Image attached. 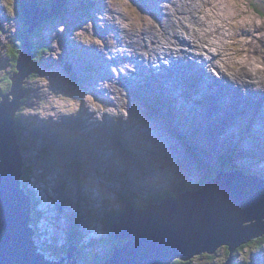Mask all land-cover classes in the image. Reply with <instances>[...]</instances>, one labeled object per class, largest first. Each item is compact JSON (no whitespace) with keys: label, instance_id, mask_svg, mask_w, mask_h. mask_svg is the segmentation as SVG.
Masks as SVG:
<instances>
[{"label":"rangeland","instance_id":"374dc122","mask_svg":"<svg viewBox=\"0 0 264 264\" xmlns=\"http://www.w3.org/2000/svg\"><path fill=\"white\" fill-rule=\"evenodd\" d=\"M22 1L0 0V96L12 90H8L4 79L15 69V63L9 59L10 53H15L17 57L23 50V43L18 39L23 29L19 12ZM35 1L44 7L51 0ZM130 2L141 14L142 27L139 30L135 25L122 27L120 21L127 22L130 17L112 8L109 0H54V9L48 6L47 12L56 10L60 13L44 23L46 29L39 27L29 38L33 49L37 45L40 50L49 52V43L52 51L50 49L40 66L37 65V72H41L26 79L24 93L28 91L29 95L22 99L25 105L20 112L23 139L28 150L25 156L32 173L30 184L38 186L40 196L44 197L39 209L46 210L47 193L39 188V156L36 150L29 151L32 147L41 149L42 163L50 174L46 180L52 188L57 187L63 202L67 234L76 230L79 237L81 234L86 236L79 244L81 249L92 247V241L96 240L95 244L102 253L113 239L111 218L114 213L111 212L120 211L131 200L129 196L134 201L138 198L146 201L154 198L159 189L175 185L178 188L199 186L201 179L209 174L211 176L219 165V157L231 153L234 154L233 163L223 165L221 161L219 168L222 166L223 171L231 172L233 165V168H242L245 173L264 177V86L252 83L253 76L244 68L241 73L246 81L232 79L236 84L229 85L228 75L222 72L217 76L209 70L216 67L217 54L211 55V59L204 55L208 59L205 63L209 64L206 71L211 72L213 77L217 76L214 80L202 79L206 72L203 67L197 66L194 72H189L188 67H180L174 62H192L180 58L186 53L184 49L190 47L183 44L185 40L182 43L178 38H182L178 36V27L183 26V21L179 26L176 23L180 17L190 15L182 7L186 0ZM238 2L264 18V0ZM29 9L34 10L33 17L43 14L32 6ZM172 9H176L175 13ZM144 17L159 25V32L155 27L145 26ZM261 32H264V27L255 24L234 27V36L227 39L236 42L229 50L238 57H243L245 51L264 56ZM241 38L249 41L243 47ZM165 41H176V46L179 42V51L166 48L161 52ZM252 41L260 48H254ZM79 43L83 44L82 47ZM196 46L199 55L207 50ZM196 49L189 50L195 52ZM171 52L176 55H169ZM176 56L180 57L172 58ZM196 59L204 64L201 57ZM50 61L53 66L48 69L46 64ZM217 71L220 70L217 68ZM179 73L182 76L177 77ZM169 76L177 77L172 78L174 83L169 82ZM216 80L217 86L213 85ZM207 82L209 85L204 87ZM249 86L256 88L251 91L253 96L238 102L240 90L250 89ZM145 99L159 106L163 116L146 111L147 108L155 109L147 107ZM157 99H165L164 104ZM222 105H225L224 109ZM165 113L172 115L169 117ZM191 148L202 156L204 164L198 163ZM120 165L126 169L122 170ZM61 166L77 168L81 175L87 174L92 183L99 181L102 196L89 184H82L84 190L80 191L78 185L77 192L84 198L76 200L74 182L67 180L60 187L62 179L54 167ZM71 176L82 181L79 175L72 173ZM29 193H33L32 189ZM73 207L84 213L78 222L70 216ZM114 240L117 243L121 241ZM203 256H195L190 264H222L227 260L225 248L213 255ZM92 258L89 263H96L92 262ZM179 260L187 264L185 260ZM248 261L264 264V246L255 257L249 251L240 254L237 264Z\"/></svg>","mask_w":264,"mask_h":264},{"label":"water","instance_id":"95a60500","mask_svg":"<svg viewBox=\"0 0 264 264\" xmlns=\"http://www.w3.org/2000/svg\"><path fill=\"white\" fill-rule=\"evenodd\" d=\"M25 3L23 50L17 56V71L10 77L12 90L0 100V264H77L81 249L73 243L65 258L52 260L36 251L32 238L31 202L21 182L24 161L16 115L26 96V79L33 73L30 34L60 11L53 10L54 2L50 5L53 12L35 0ZM29 6L47 13L36 19ZM113 219L114 238L124 243L100 264H172L176 259L213 255L224 247L229 254L223 264H233L237 248L264 235V178L241 169H216L198 188L170 194L147 207L136 208L128 202Z\"/></svg>","mask_w":264,"mask_h":264},{"label":"clouds","instance_id":"9594fccd","mask_svg":"<svg viewBox=\"0 0 264 264\" xmlns=\"http://www.w3.org/2000/svg\"><path fill=\"white\" fill-rule=\"evenodd\" d=\"M23 1H25V0H23ZM52 1L54 2V0H52ZM26 2H28V1H26ZM53 2H51V4ZM109 3L112 6V8H114L118 11H121L130 17V20L127 22L126 21H120L122 27L130 28V27H132V25H135L137 30H139L142 27V25H141V14L132 5L130 0H109ZM45 6H47V5H45ZM182 7H185L186 10L190 13V15L180 17L179 19L176 20V23L178 26L180 25V21L181 20L183 21V26L178 27L180 34L183 35L189 41L193 42L194 44L199 45L201 47V49L206 48L207 52H205L204 55H206L208 59H211L210 54L219 55V59H217L215 61L216 67H210L209 68L210 71H212L217 76L220 75V72H223L224 74L228 75L229 77H231L232 79L235 80L240 76L241 68H244L246 71H248L253 76V80L251 81L252 83H255L258 87L264 86V56L251 55L249 53V51H245V54L243 57L235 56L234 52L230 51L229 49L231 48V45L233 43H235L236 41L227 39L228 37L234 36V27L246 26V25L251 26L252 24H255L257 27H264V18L258 17L254 12L251 11L249 6H247L243 3H239L238 0H186V3L184 5H182ZM172 11H173V13H175L176 9H172ZM21 13H22V10H21ZM243 13H247V15H243ZM193 17H195L196 19L193 20ZM21 19H23V22H22L23 26L27 28V26H25V24H24L23 15H22ZM143 19L145 21V26L155 27V29L159 32V25H156L155 22L151 18L144 17ZM47 21H49V20H47ZM185 27L188 29V31H185ZM217 29H219V31H217ZM33 32L31 34H33ZM31 34H30V36H31ZM259 35L264 37V32L259 33ZM248 42H249L248 40L241 38V41H240L241 47H243V45L247 44ZM252 43L254 45V48H256V49L260 48V45L258 43H256L255 41H252ZM82 45H83L82 43H79V46L82 47ZM166 48H176L177 51L179 50L178 47L175 45L174 41L171 43H168L167 41H165L164 42V48L160 49V51L163 52L164 49H166ZM32 49H33V45H32ZM261 51H262V53H264V49H262ZM41 53L39 54V57L37 58L36 61L33 58L34 61L32 60L31 67L38 65V60H40L42 58L44 52L42 53V55H41ZM34 57H35V54H34ZM9 59L11 60V58H9ZM16 60H17V57H16L15 61H13L15 63V69L13 70V73L11 75H13L17 71ZM63 63H65V61H63ZM46 65H47V68H52L53 62L50 61ZM253 65L255 67H252ZM217 68L220 71H217ZM11 75L8 76L9 78L6 77L10 81H11V79H10ZM30 77H32V76L30 75ZM30 77H28V78H30ZM27 81L28 80H26V82ZM26 82L24 84V88H26V86H25ZM11 85H12V81H11ZM4 94H6V93L1 94L0 100H1L2 95H4ZM28 95H29L28 91H26V96H28ZM158 100H160V99H158ZM22 102L24 103V100ZM162 104H164V102ZM21 111H23V109L20 108V111L17 113V115ZM17 115H16V126H17L16 132H17V140L19 141V140L23 139V133L19 137L18 123H20V122H18ZM168 115L170 117L172 114L168 113ZM20 125H21V130H22V124L20 123ZM23 143H25V142L23 141L22 143H20V146L22 149L23 161H24V167H23V174L21 176V182H22L23 188L25 189V192H26V194H27V196L31 202L30 226L33 229L32 238L34 239V246L36 247V251L45 254L47 259L60 260L61 258H65V256L67 255V252H66L65 254L57 257V255H55V252H54L56 244L65 243L66 242L65 239L68 235L66 232L67 223H66L65 214L63 212V202L58 195L57 187L53 186V188H52V185H50L46 180L47 176L50 174L47 171L46 166L43 165V163H42L43 158L41 156L42 155L41 149L39 148L36 150L38 153V156H39L38 167H39V171L41 173V175L39 177V179L41 180L40 181L41 187H39V188L43 192L47 193L46 200L48 202L46 204V210H40L39 209V207L41 206V204L44 201V197L40 196L38 186L34 187L30 184V176L32 175V173L30 171L29 166L27 165V159L25 156V151H28L27 150V144L25 143L26 149H24L22 146ZM34 149H36V148L32 147L31 149H29V151L30 150L34 151ZM198 150H201V149H198ZM193 153L198 158V163L204 164L205 161L203 160L202 156L201 155L198 156L194 150H193ZM220 157H219V159H220ZM138 161H142V159L138 160ZM221 161L222 160H220L219 165L216 166L212 172L215 173L216 168L220 169L219 167L221 165ZM142 163L143 162H141L139 165H141ZM54 168H56L57 172L60 174L61 179H62L60 187H62V185L67 180L74 182L75 189H76V200H79L80 197L84 198V195L80 194V196H79V194L77 192V186L78 185H79L80 191H83L84 190L83 185L89 184V186L91 187V184H92L94 186V189H97L98 191H100L99 195L102 196L103 191L98 189L97 187H95L96 185H94V182L92 183L91 178L87 174L81 175V173H79V170L77 168L73 169L72 166H64V167L61 166V167H54ZM231 168H233V166H231ZM121 169L125 170L126 168H124V166H121ZM236 169H233V170L231 169L230 171H234ZM239 169H241L243 171L242 168H239ZM221 170H224V169L222 168ZM72 173L75 175H79V177L82 178L81 179L82 181H79L76 177H72L71 176ZM245 174H252V175L258 176L257 174H253V173H245ZM258 177L264 178L261 176H258ZM99 187H101V186H99ZM195 188H198V187H195ZM195 188H188V189H195ZM29 189H32L33 193H29ZM183 190H185V189L180 187L179 193ZM105 192H106V189H105ZM105 192H104V195H105ZM170 194L165 193L164 189H162L159 192V194H157V195H161L163 198L155 195L154 198H149L146 201L130 200L128 202L133 207H136V208L147 207L150 204L159 203L160 201H162L164 198H166ZM32 195H33V197H31ZM87 196L88 195L86 194V201L88 202ZM107 196H108V194H107ZM128 202H126V203H128ZM126 203H125V205H126ZM125 205L122 208H120L121 212L125 208ZM83 215H84V213H82L78 207H73L72 212H70V216L72 217L74 222H78V220H80ZM113 222L114 221L111 222V227H112V235L114 236ZM72 231L74 233L76 230H71V232ZM73 233H72L73 239H76L78 241V239H79L78 234L76 233V237H74ZM122 241L123 240H121L118 243V245L120 244L119 246H121L124 243ZM71 243H73L74 246L79 247L81 249V245H76L74 241L70 242L69 245ZM51 246H54V249L51 252L50 251L44 252L43 248H49ZM85 248L87 250L89 248V246H85ZM220 249H222V248H220ZM226 249L227 248H225V250ZM82 253H84L83 249H81V254L76 257L77 264H84V261L81 257ZM202 255L205 256L208 254H202ZM109 257H107L106 259H103L102 261L93 263V264H100V263L106 261ZM213 257H215V256H213ZM227 257H228V255H227ZM223 263L224 262H222V264ZM85 264H91V263H85Z\"/></svg>","mask_w":264,"mask_h":264},{"label":"trees","instance_id":"16d2710c","mask_svg":"<svg viewBox=\"0 0 264 264\" xmlns=\"http://www.w3.org/2000/svg\"><path fill=\"white\" fill-rule=\"evenodd\" d=\"M51 2H53L52 0L47 4V6H50V4H51ZM39 5L41 6V3H39ZM20 16L22 17V13H21V11H20ZM55 17V16H54ZM53 19V18H52ZM47 22V20L46 21H44L42 24H41V26L40 27H43V28H45L46 29V26H43L44 25V23H46ZM24 31H26V27H24L23 26V29H22V31L20 32V34L18 35V39H20V43H23V34L25 33ZM48 46H49V52H50V49H51V51H52V48H51V46H50V44L48 43ZM46 48V47H45ZM44 52L43 53V56H42V58L40 59V60H38V65L40 66V62H42L44 59V56H45V54H47V53H49L48 51H46L45 49L44 50H40V49H38V46L36 45V48L34 47V54H35V58L36 57H39V54L41 53V52ZM10 58H11V60L12 61H15V59H16V56H15V53L13 54L12 52L10 53ZM34 58V59H35ZM37 59H35V61H36ZM34 61V60H33ZM35 70V69H34ZM36 75V72L35 71H33V73L31 74V76L33 77V76H35ZM9 78V77H8ZM8 78H4L5 79V81L7 82V88L10 90V88H11V81L8 79ZM26 98V97H25ZM25 101V100H24ZM162 101V100H161ZM25 103V102H24ZM23 102H22V104H21V109H24V104ZM144 104L146 105H149V107H151V108H153V106L152 105H150L149 103H147V100L145 99L144 100ZM147 111H149V112H151L152 114H154L155 113V111H153L152 109H150V108H148V110ZM17 119H18V122H20V113L17 115ZM22 133H23V131L21 130V125H20V123H18V134H19V137L22 135ZM23 148L24 149H26V146H25V143H23ZM192 149V148H191ZM233 157H234V154L233 153H231V154H224V155H221V157H220V160H222L223 162V165L225 164V163H229L230 162V164H232L233 163ZM228 161V162H227ZM233 166V165H232ZM222 168V167H221ZM220 168V169H221ZM217 169V168H216ZM232 170L233 169H235V168H231ZM216 171V170H215ZM215 173L213 172V174H212V176L214 175ZM210 177V174L209 175H206L204 178H202L201 179V183L199 184V186H201L205 181H206V179H208ZM199 186H196V185H192V186H183V187H181V188H183V189H188V188H195V187H199ZM176 188L178 189V190H180V188H178V186L177 185H175V187H173V188H165L164 189V191H165V193H167V194H169V193H175L176 192ZM179 193V191L178 192H176L175 194H178ZM34 202V201H33ZM35 204V203H34ZM111 213H115L114 211L113 212H111ZM111 222H112V219H111ZM72 233H73V231L72 232H70V233H68V235H67V237H66V242L65 243H63V244H56V246H55V250H54V252H55V255H57V257H59L60 255H63V254H65L67 251H68V246H69V243L70 242H75V244L76 245H79L80 244V242H82L83 240H85V238H86V236H82V234H81V236H82V238H80L78 241L76 240V239H73V237H72ZM78 238V237H77ZM111 238H113L112 239V243L109 245V246H106L105 247V252H103L102 253V251H100V249H99V247L95 244V242H96V240H93L92 241V247H90L89 246V248L86 250V248L84 247V249H83V251H84V253H82V255H81V257H82V259H83V261H84V264L85 263H89L91 260H90V258L91 257H93L92 258V262H99V261H102L103 259H106L107 257H109V256H111V254H113V251H114V249H115V247H116V245L119 243H117V241H115L114 240V236L112 235V233H111ZM91 242V241H90ZM123 242V241H122ZM120 245V244H119ZM264 246V235L263 236H261V237H258V239H255V240H252V241H250V242H248V243H246V244H244V245H242L241 247H239V248H237V250L233 253V255H235L234 257L235 258H233L232 259V262H233V264H237V259H238V257H239V255L240 254H243L245 251H249V253L252 255V257H255L256 256V254H257V252H259V250L262 248ZM54 249V246H51V247H49L48 248V250L51 252L52 250ZM225 254L226 255H228L229 254V251H228V249H226L225 250ZM191 260V259H190ZM190 260H188V261H186V263L187 264H190ZM245 260V259H244ZM184 262L183 261H180V260H178V259H176L174 262H173V264H183ZM246 264H255L254 262L252 263L251 261H248Z\"/></svg>","mask_w":264,"mask_h":264},{"label":"bare ground","instance_id":"6f19581e","mask_svg":"<svg viewBox=\"0 0 264 264\" xmlns=\"http://www.w3.org/2000/svg\"><path fill=\"white\" fill-rule=\"evenodd\" d=\"M173 3H174V1H172ZM87 4V3H86ZM184 4V3H183ZM46 11H43L42 13L44 14V15H46V13H45ZM158 13H161L160 11H158ZM35 18L37 19L38 17L37 16H35ZM196 19V18H195ZM40 21V20H39ZM42 24V23H41ZM41 24H40V26H41ZM39 26V27H40ZM186 31H188L187 30V28H186ZM25 32V31H24ZM154 33V32H153ZM179 34V35H178ZM177 35L178 36H181L182 38H180V37H178L180 40H182V43H183V41L185 40V42L183 43L184 45H187V46H189L190 48H193V47H195V48H197L196 49V51L195 52H193V51H191V50H187V49H184V51L187 53V55H186V53H184V57H180V56H176V57H172V58H178V57H180V58H186V59H188V61H192V62H182V63H178V61H176V60H174V62L177 64V65H179L180 67H188V69H189V72L190 71H193L194 72V70L196 69V67L198 66V67H203L204 69H205V71L207 70V67H209V64H206L205 62H207L208 61V59H206L205 58V56H204V52H203V54L202 55H199L198 54V47L196 46V45H194L193 44V42H191V41H189L188 39H186L183 35H181L180 33H178ZM86 35V34H85ZM73 36L77 39V35H76V33L75 32H73ZM84 37V36H83ZM73 38V37H72ZM75 39V40H76ZM176 42V41H175ZM155 43V42H154ZM156 43H157V41H156ZM155 43V44H156ZM154 45V44H153ZM179 45V42H177V46ZM194 45V46H193ZM183 47V46H182ZM169 49V48H168ZM200 49V48H199ZM206 49V48H205ZM240 49V48H239ZM168 51V50H167ZM179 51V50H178ZM206 52H207V50H205ZM169 55H176V53L175 52H171V54H169ZM210 55H214V54H210ZM196 57H201L203 60H204V64H200V63H198V59H196ZM215 57V56H214ZM187 61V60H186ZM199 62H202L200 59H199ZM155 65V64H154ZM213 65H214V63H213ZM241 69H243V68H241ZM207 73V75H205ZM220 73H222V72H220ZM179 76H182V73H179L178 75H177V77H179ZM245 75L243 74V73H240V76L237 78V79H239L240 81L241 80H244V81H246L245 80V77H244ZM169 77H171V76H169ZM168 77V78H169ZM176 77V78H177ZM202 77V79H211V80H214V79H217V76H211V72H209V71H206L205 73H204V75L203 76H201ZM172 78L173 77H171V78H169V82L170 81H172L173 82V80H172ZM176 78H173V79H176ZM221 78V77H220ZM230 78V80H227V82H228V84L229 85H235L236 83V81H234V80H232V78L231 77H229ZM222 79V78H221ZM199 80H201V78L199 79ZM224 80V79H223ZM174 83V82H173ZM203 83H205L204 81H203ZM217 83H218V81L216 80L215 82H214V84L213 85H215V86H217ZM209 85V83L207 82L206 84H204V87H207ZM223 87V86H222ZM250 87V89L248 88L247 90H240L241 92H240V94H239V96H238V102H241L244 98H249V97H251V96H253V93L251 92V91H255V87L254 88H252L251 86H249ZM231 89H233V88H231ZM221 91L222 92H224V89H221ZM230 91V90H229ZM233 91V90H232ZM234 93V92H233ZM254 98V97H253ZM260 102V101H259ZM22 104V103H21ZM223 106V109L225 108V105H222ZM86 112V111H85ZM86 114H87V112H86ZM88 118H89V116H88ZM91 122V121H90ZM191 142V141H190ZM198 142V141H197ZM197 144V143H196ZM198 146V145H197ZM190 259H192V258H190ZM190 259H188V260H190ZM188 260H185V261H188Z\"/></svg>","mask_w":264,"mask_h":264},{"label":"flooded vegetation","instance_id":"af4514ba","mask_svg":"<svg viewBox=\"0 0 264 264\" xmlns=\"http://www.w3.org/2000/svg\"><path fill=\"white\" fill-rule=\"evenodd\" d=\"M26 1H23L22 3H21V6H22V4L23 3H25ZM20 6V8H19V12L22 10V7ZM222 263V262H221Z\"/></svg>","mask_w":264,"mask_h":264}]
</instances>
